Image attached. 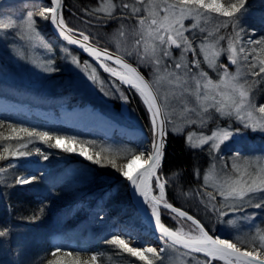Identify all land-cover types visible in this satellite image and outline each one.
Masks as SVG:
<instances>
[{
	"label": "snow or ice",
	"instance_id": "snow-or-ice-1",
	"mask_svg": "<svg viewBox=\"0 0 264 264\" xmlns=\"http://www.w3.org/2000/svg\"><path fill=\"white\" fill-rule=\"evenodd\" d=\"M246 0H231L222 3L221 0H105L99 8L85 15L93 17L95 25L90 21H84L85 29L79 30L68 27L63 16V0H47L46 4L38 6V11H28L27 15L20 20L12 18L11 14L0 11V44L5 48H13L19 39L18 33L23 30L29 34L42 36L37 24V17L50 24L58 36L68 46H78L94 60L100 62V66L112 77L117 78L121 84L129 85L140 96L149 115L151 137L143 135L137 142L136 147L125 156L130 155L128 163L118 165L115 159H109L107 165L100 152H92L94 142L80 141L76 137L53 135L47 131L36 129L16 128L7 125L17 139L14 150L5 148L7 156L0 154V160L12 157L19 161V166L25 167L29 174L15 177L16 185H30L39 181L42 176L38 175L39 169L31 168L33 163L25 158L36 155L41 161H48L50 154L35 147L34 152L28 151V144L19 143L27 139L31 143L39 139L49 148L59 149L67 154H75L88 162L101 167L111 166L120 173L128 183L131 199L136 207V212L146 218L151 225L152 231L158 234L161 243L159 249L155 247L138 248L132 247L122 236L132 237L131 231L111 235L105 240L107 245L115 246L132 257L139 258L144 264H164L166 251L171 248L184 249V255L196 260V264H264V230L257 228L256 233L247 241H240L251 246L252 250H241L230 239H222L213 236L206 230V226L194 216L181 208L175 207L167 199L169 181L177 180L182 173L174 172L171 176L161 175L165 158L167 136L169 132L178 133V129L169 128L172 122L167 109L171 100H177L181 105L182 118L187 124L197 123L191 119L196 116L201 126L206 125L214 111L221 118L235 121L242 128H232L229 123L226 127H217L211 134L200 140L198 144L191 143V134L186 137V146L192 149H202L204 145L211 144L209 154L213 157L210 170H206L203 177L205 187H208L210 179L213 180V191L204 192L207 197L205 210L216 216L218 225H237L253 227L256 214H245L249 207L264 209V165L259 167L251 163V158L242 157V149L237 147L229 157L232 160L231 172L217 175L215 161L224 157L220 155L223 146L233 141L242 134V129L252 132H264V103H258L255 92L257 86H264V37L259 40H242L243 29L237 30L243 15L246 12ZM29 7V5H25ZM217 14L226 18L222 23H217L200 43H196L194 30L199 27L201 21L211 22ZM193 23L186 27V21ZM109 22H118L117 36L123 38V44L117 45V53L114 55L107 49H100L91 43L92 34H86L89 27L106 26ZM232 27L234 35L228 37L227 48L220 47V41L224 36L217 35L221 29ZM200 28V32H205ZM193 32L192 38L187 33ZM253 34L255 30H252ZM215 37V38H214ZM131 40V43H129ZM47 46V45H46ZM259 46V47H257ZM180 50V56L174 57L173 50ZM63 52L68 53L69 47L65 46ZM199 50V51H198ZM191 53L192 59H188ZM227 54V64L219 63L223 54ZM257 53L256 55H251ZM203 56V60L200 56ZM251 55V59H249ZM15 56L20 60H26L22 51H16ZM135 57L136 66L128 63V58ZM107 62H112L115 67ZM71 63L80 68L77 56L71 57ZM85 69L88 62L85 61ZM218 74L219 79L213 80L208 71L202 66ZM141 66L151 69L152 80L146 79L139 71ZM235 66V71L229 68ZM85 69H82L84 71ZM44 72L57 71L53 61L48 60L42 65ZM95 69L91 74L85 71L87 79L93 84L97 83ZM249 77L251 80H249ZM101 91H103V81ZM166 85L168 92L161 97L159 89ZM116 91L120 93V99L127 104L128 97L120 91L119 85ZM105 95H109L105 92ZM4 124L0 121V127ZM19 133L24 136L20 137ZM5 139H9L5 137ZM54 141V143H53ZM87 143V146H86ZM214 154V155H213ZM143 157L146 167L134 169L133 164ZM243 159V163H239ZM256 159H259L257 157ZM17 165H9L16 167ZM227 167V165H224ZM128 169V170H126ZM5 168H0L4 173ZM46 174V173H45ZM119 188L105 193L111 197L118 193ZM220 199L222 207H217V199ZM45 207L40 208L38 215L33 221L42 217ZM227 209V210H225ZM173 220L184 218L191 222V230L188 233L177 234L165 226L162 217L165 214ZM234 217L230 219L229 217ZM12 227L7 224L0 225V247L10 243ZM247 235V234H246ZM239 240V238H237ZM258 245V246H257ZM61 252L60 247H55L52 253L56 256ZM151 255V259L149 258ZM195 254H203L204 259H196ZM71 256L72 253H67ZM47 264H63V261L48 260ZM69 264H97V255L93 254L90 259H73Z\"/></svg>",
	"mask_w": 264,
	"mask_h": 264
},
{
	"label": "rangeland",
	"instance_id": "rangeland-1",
	"mask_svg": "<svg viewBox=\"0 0 264 264\" xmlns=\"http://www.w3.org/2000/svg\"><path fill=\"white\" fill-rule=\"evenodd\" d=\"M104 2L105 0H93V2H91L92 4H88L89 10H84L82 13L85 15V12H91L94 9L99 8ZM113 2L119 3V0H113ZM227 2H231V0H227ZM46 3L47 0H0V11L5 13V18H8L7 14H11L12 18H19L22 20L27 15L28 11H38V6H42ZM26 4L29 5V7H25ZM245 8L246 12L240 21L237 30H244L242 40L245 42L249 38L252 40H259L264 37V0H246ZM77 14L79 13H76V16H79ZM212 16L214 19L211 22L206 24L201 21L199 27L194 30L195 41L197 44L200 43L205 36H207L208 31H211L217 23H222L226 19L217 16V14H212ZM36 19L38 26H40L43 21L39 17ZM185 23L186 27H189L193 21L187 20ZM200 28H205L206 31L200 32ZM83 29H85V26L79 30ZM117 29L118 22H109L106 26L100 27L98 34L102 38L101 41L104 46L99 42L95 43L100 44L101 47L109 48L117 53V45L123 44V38L118 37L116 34ZM79 30L77 31L79 32ZM252 30H255L254 34ZM41 32L42 36H37L21 30L18 33L19 39L17 40L15 46L11 49L5 48L2 44H0V99L8 100V103L6 104H9H0V116H2L1 113L3 112L7 114H10L11 112L13 113L12 115L19 118L24 119L28 117H35L45 122L53 123V120L61 119V114L59 112L61 107L70 108L71 105L84 106L88 104L118 123H122L126 127H137L145 132L139 124L133 108L129 106L128 103L125 104L120 99V93L116 91L117 85L113 83L114 80L111 81L109 80L110 78L108 79V77H103L91 62L82 59L78 53L73 51L66 44L58 41L42 30ZM187 35L192 38L193 32H189ZM217 35L225 37V39L220 41V47L227 48L228 37L230 35H234V33L232 27L229 26L227 29H221ZM129 43H131V40H129ZM65 46L69 47L71 55L63 52L62 49ZM16 51H22L26 60L18 59L15 56ZM256 54L257 53H252L251 55ZM251 55L249 59H251ZM72 56L78 57L81 65L80 68H77L71 63ZM173 56L179 57L180 50L174 49ZM56 59H58V65L55 64ZM128 59L135 65L137 64L135 57ZM188 59H192L191 53L188 54ZM200 59L203 60L202 55L200 56ZM48 60L53 61L54 67L57 71L49 73L42 70V65H44ZM85 61L88 62V67L86 69L84 64ZM219 63H228L226 53L220 57ZM202 66L206 71H208L209 76L214 81L219 79L216 72L209 70L206 65L202 64ZM93 68L96 70V84L89 81L85 74V71L91 74ZM140 68L145 71V75L149 80L153 79L150 68L146 66H141ZM82 69L85 70L82 71ZM235 70V66L229 68V71L231 72H234ZM249 80H251L250 77ZM99 81H103V91H101V84ZM64 88H68L70 92L75 94L70 97L72 99L69 100L68 97H66L63 91ZM120 91H122L121 88ZM159 91L161 97L163 98L165 93L168 92V88L164 85L161 86ZM105 92H108L109 95H105ZM255 95L257 96L258 103H264V86H257ZM167 111L170 114L172 121L169 124V128L171 129L175 127L179 130L178 133L170 131L169 134H182L185 140L186 137L191 134V143L193 144H198L202 138L211 136L212 132L218 126L226 127L229 123H231L233 129L242 128V126L234 120L229 121L228 119L221 118L214 111L211 113V119H209L206 125L201 126L198 118L194 115L191 116V119L197 120V123L187 124L185 119L182 118L181 105L177 100L170 101ZM87 113L88 112L83 114L86 119L89 121L96 120V118H92L93 116ZM55 124L64 128L68 137H76L80 141L84 142H94V147L91 150L94 153L100 152L102 157L107 158L103 161L105 165H107V161L109 159H115L117 164L120 165L122 162L120 161L121 158L125 159L123 164L126 165L128 163V159L131 158L130 155H127V158H125L126 154L132 149H136L137 152L139 151L136 147L138 142V140H135L136 138L131 139L117 130L113 132L111 131L109 134L104 133L105 135H101L99 134V130L96 128L82 129L79 127L66 126L60 123ZM146 134L151 137V132H147ZM128 140L132 141V143ZM237 147L242 149V157L251 158V163L254 166L259 167L264 165V132H252L251 130L242 129V134L240 136L234 138L233 141L222 147L220 155L224 157V160L221 161L220 159H217L215 161L216 169L218 170L217 175H223L231 172L232 160H230L229 157L232 156V153ZM203 148L206 149L208 154L206 168L200 173V177L204 182L203 177L206 170H210V165L213 163V157L209 154L211 148L210 143L204 145ZM257 157H259V159H256ZM61 159H63V161H61ZM144 159H146V157H143L141 160ZM53 162L56 163V166L53 169L43 170L40 172V175L43 178L51 181L52 183L56 184L69 182V187H78L81 184L83 185L90 182V180L93 181L87 189H76L73 187L72 189L74 192L78 194L77 196H74V199L80 202H76L73 207L64 204L61 209V213L58 212V208L62 206V204L58 205V207H56L57 212L55 211L56 219H54L56 221V225H60L59 227H66V232H72V228L74 231L87 234L83 238L80 245L83 247L88 246L95 250L93 254L97 255V264H144V262L140 261L139 258L132 257L130 254L123 252L121 249L105 243V240L110 239L111 235L120 234L121 232H132V237L127 235L122 236V238H124L132 247H155L157 249L161 247V243L157 238L158 234L152 231L148 224L136 212L134 207L132 208L129 206L124 194L125 190L128 192V188L123 186V182L124 180L126 182V179L115 169L111 168L110 165L102 167L104 171L97 172L96 170L99 165L88 162L84 158L75 154H67L66 157L58 158ZM243 162V159L239 161V163ZM225 164L227 167L224 166ZM22 174L27 175L29 173L24 171L20 175ZM195 175L197 177V174ZM212 185L213 180L210 179L207 187L210 192L214 190ZM50 187H52L50 184H45L44 187H35V189L41 193H43V190L45 191L46 189H49L47 191L51 192ZM116 188L123 189L124 191L114 193L111 197L105 196L106 192ZM110 199H115V201L112 202ZM216 204L218 208L222 207L219 197ZM252 213H255L256 217L253 222L254 226L251 228L246 225L240 226L239 222L237 225L231 226L218 225L216 216L210 211H208L207 222L212 231L215 232L216 236H220L222 239L232 240L243 250H252L250 245L241 243L240 241H247L250 239V236L256 233L257 228L264 230V209L249 207L245 214L251 215ZM81 218L82 220H80ZM229 218L234 219V217L231 216ZM86 220L87 224L83 225L82 222ZM174 227H172L173 230L178 234L188 233L191 230V224L185 225L182 222L175 223ZM25 231L26 229L24 228H18L17 230L15 229L13 233L16 241H14L12 259L16 261V264H18L17 261L22 260L24 254L31 247L29 245L30 242L22 239ZM133 231H138L141 234H136ZM30 233L34 234L32 231H30ZM145 236H148L150 241L147 240L146 242H143V238ZM38 238H40V236H35L34 241ZM67 238L71 239V237ZM237 238H239V240ZM40 241L42 240L40 239ZM70 241L74 242L72 240ZM109 247H113V252L116 253L117 256L109 253ZM61 250L62 252L60 253L62 254L60 256L52 258L49 257V259H59L63 261V264H69L71 260L77 259L78 257L81 260L83 259L81 254H78L79 251H74L76 252L75 256H68L63 254L64 248ZM195 255L198 260L202 261L204 259L203 255ZM149 258H152L150 254ZM154 264H156L155 261ZM164 264H196V260L185 256L184 249H174L170 247L165 253ZM217 264H223V262L219 261Z\"/></svg>",
	"mask_w": 264,
	"mask_h": 264
},
{
	"label": "trees",
	"instance_id": "trees-1",
	"mask_svg": "<svg viewBox=\"0 0 264 264\" xmlns=\"http://www.w3.org/2000/svg\"><path fill=\"white\" fill-rule=\"evenodd\" d=\"M91 2H93V0H64L66 9H63V16L70 28L79 30L85 26L84 21L86 20L90 22L93 21L91 22V25H95L93 24V18L87 17L82 13L84 10H89L88 4H92ZM221 2L224 3L226 0H221ZM76 13H79L77 14L79 16H76ZM100 27L102 26L89 27L86 33L92 34L91 40L93 42H99L103 45L101 41L102 38L98 34ZM39 28L51 36L46 22L43 21ZM55 64L58 65V59L55 60ZM141 70L145 74V71L143 69ZM102 76L104 77V75ZM109 80L113 81L112 79ZM113 83H115V85H119L115 81H113ZM119 87L128 97V105L133 108V111L136 113L139 124L142 126L143 130L150 133L151 127L149 124V115L145 106L142 104V100L139 95L133 88H125L121 85H119ZM63 91L69 100L72 99L70 98L71 96L75 95L73 92H70L68 88H64ZM1 115L0 121L3 122L4 126L0 127V154L5 156H7V153L4 151V149L9 148V150H14L18 142L17 139L12 138L15 134H13L11 129L7 127L9 124L15 126L18 129L23 127L30 130L36 129L37 131L41 132L47 131L53 135L68 136L64 128L46 123L45 121L35 117L23 119L14 116L11 113H1ZM19 136L23 137L24 134L19 133ZM5 137H8L9 139H5ZM19 143L28 144V151L34 152L35 147H40L42 151L50 154L48 161H41V158L36 155L25 158L26 160L33 162L30 165L31 168L40 170L37 172L38 175H40V172L44 169H53L56 166V163L53 161L56 159L67 156L66 153L59 149L49 148L47 144L42 143L38 138L33 140L31 143H29L27 139H22L19 141ZM207 155L208 154L205 148L192 149L187 147L186 140L182 134H168L161 175L171 176L174 172L182 173V175H180L177 180L169 181L167 188V199L169 202L173 203L175 207L181 208L190 215L194 216L196 219H199L206 226V230L212 234L213 231L207 222L208 211L205 210L204 202L207 200L206 196H203L204 192L210 191H208V188L204 186L205 183L200 177V173L206 168L208 160ZM124 160L125 159L122 158L120 159V161H122L120 165L124 163ZM61 161H63V159H61ZM19 163V161L12 157H8L5 160H0V168L6 169L4 173H0V204H5L7 206V210H2V208L5 207L0 208V225L7 224L11 226L12 233H14L15 229L17 230L18 228L26 229L22 239L30 242L29 245L31 247L24 254L22 260L17 261L18 264H47L48 260H50L52 257L60 256L62 253H57L56 256H53L50 250H46V247L42 246L43 243H41L40 239H42L44 234L34 241L35 234H39L43 231L39 222L43 219H48L51 221V214H54L56 207L62 204L58 210L62 209L63 205L69 202L68 200H75L74 196H77L78 194L74 192L72 187H69V185L66 184L60 186L53 185L50 187L51 192L41 193L35 189V187H44L45 183H42L41 180L30 185H16L15 177L19 176L25 171V167L19 166ZM10 164L17 166L9 167ZM96 171L101 172L104 170L101 166H98ZM195 174H197V177ZM92 182L93 181L90 180V182H87L83 185L81 184L78 187L74 186V188L87 189V187L92 184ZM123 186L127 188L125 180L123 182ZM120 191L124 190L120 189ZM124 194L129 206L133 208L129 194L126 190ZM110 201L113 202L115 199H110ZM43 205H47V207H45L42 217L33 221V217L39 214L40 208ZM162 222L170 228L174 227L175 223L180 222L185 225L191 224L190 221L181 218H176L173 220L167 213L162 217ZM30 231L34 232V234H31ZM11 237L15 239V235L12 234ZM13 249L14 248L11 242L0 247V264H16V261L11 257L13 254ZM113 251V247H109V253L117 256V254ZM69 252L72 253V256H75L76 254L74 250ZM69 252L64 251L63 254L67 255ZM79 253L81 254V257H83L82 260L90 259L91 257L86 253L82 254V252H78V254ZM49 257L51 258L49 259Z\"/></svg>",
	"mask_w": 264,
	"mask_h": 264
},
{
	"label": "bare ground",
	"instance_id": "bare-ground-1",
	"mask_svg": "<svg viewBox=\"0 0 264 264\" xmlns=\"http://www.w3.org/2000/svg\"><path fill=\"white\" fill-rule=\"evenodd\" d=\"M92 43H94L95 45H99V47H101L100 44H97L93 41H91ZM79 56L82 59H87L84 56H81L79 54ZM0 104H4V102L0 99ZM93 109V110H91ZM61 116V119H56L53 120V122L55 123H60L66 126H70V127H79L82 129L85 128H96L99 130V134H109L111 131H115L117 130L118 132H121L122 134L126 135L129 138H133L135 140H140L142 138L143 135H147L145 132H143L140 128L137 127H126L125 125H123L122 123H118L117 121L113 120L112 118L108 117L107 115H105L104 113H102L101 111H99L96 108H93L91 106H89L88 104L84 105V106H70V108L68 107H61L59 110ZM88 112L87 114L93 116L92 118H96V120L94 121H89L88 119L85 118V115H83L84 113ZM105 133V134H104ZM148 136V135H147ZM129 141V140H128ZM132 143V141H129ZM141 164H143V160L140 161H136L133 164V168L137 169L139 166H141ZM128 170V169H127ZM42 183L45 184H50L51 186H60V185H70L69 182H62V183H52L51 181L45 179V178H41L40 179ZM126 186H127V181H126ZM74 186H72L73 188ZM128 188V186H127ZM49 189H46L45 191L43 190V193H49L50 191H47ZM128 194H129V190H128ZM69 199V198H68ZM69 202L66 203V205L68 206H74L76 204V202H80V201H76V200H68ZM65 205V206H66ZM5 207V208H2ZM80 207V205H79ZM0 208H2V210H7V206L5 204H0ZM71 209V208H70ZM73 209V208H72ZM184 219V218H181ZM54 220V215L51 214V221L48 219H43L42 221H40V225L42 227V232H40L39 234H35V236H41L42 237V241L41 243L42 246L46 247V250H50L51 253H53L54 248L55 247H60L61 249L64 248L63 251H73V250H77L78 247L80 246L83 238L87 235V234H83L82 232H77L72 230V232H66L67 229L65 226L63 227H59L60 225H56L53 224L52 221ZM82 220V218L80 219ZM83 225L87 224V220L82 222ZM212 230V229H211ZM136 234H141L138 231H133ZM211 235H213L214 237L216 236L215 232H213ZM66 236V237H64ZM67 237H71V239H68ZM70 240L74 241L71 242ZM147 240L150 241L148 236H145L143 238V242H146ZM14 241H16L14 238H10V242L12 243V246H14ZM62 251V250H61ZM95 252L94 249L91 248L90 251H86V254H89L90 256ZM202 255V254H199ZM12 257V255H11Z\"/></svg>",
	"mask_w": 264,
	"mask_h": 264
},
{
	"label": "water",
	"instance_id": "water-1",
	"mask_svg": "<svg viewBox=\"0 0 264 264\" xmlns=\"http://www.w3.org/2000/svg\"><path fill=\"white\" fill-rule=\"evenodd\" d=\"M48 26H49V29H50V31H51V33L54 35V37L56 38V39H58V40H60V41H62V42H64L65 44H66V42L65 41H63L62 40V38H60L59 36H58V33H57V31H55L54 30V28L50 25V24H48ZM76 35L78 36L79 35V32H76ZM92 43V42H91ZM94 46H96V47H98V48H100V49H104V48H102V47H99V46H97V45H95L94 43H92ZM69 47H71L72 49H74L75 51H77L81 56H84L85 58H87L89 61H91L98 69H99V71L102 73V74H104V75H106V76H109V77H111V78H113L114 80H116L117 82H119L120 84H121V82L117 79V78H115V77H112L109 73H107V72H105L104 71V69L100 66V62H98V61H96V60H94L91 56H89L87 53H84L83 51H82V49H80L78 46H69ZM108 51H110V52H112L114 55L116 54L115 52H113V51H111V50H108ZM107 62V61H106ZM108 63V62H107ZM110 64H112L113 66H115L112 62H109ZM128 63H130V64H132L133 66H136L135 64H133L132 62H130L129 60H128ZM139 71L141 72V74H143L144 76H145V78L146 79H148L147 77H146V75L139 69ZM122 86H124L125 88H131L129 85H126V84H121ZM135 90V89H134ZM142 167H146V165H144V164H142L141 166H139L137 169H139V168H142ZM127 186H128V183H127ZM129 190V189H128ZM129 197H130V200H131V202H132V199H131V194H130V191H129ZM132 204H133V202H132ZM134 205V204H133ZM136 208V207H135ZM189 214V213H188ZM190 215V214H189ZM146 222H147V224L149 225V227L151 228V225L149 224V222H148V220L146 219V218H143ZM152 229V228H151ZM174 231V230H173ZM178 234V233H177ZM238 247V246H237ZM239 248V247H238ZM182 249V248H181ZM242 251H243V249H241ZM203 255V254H202ZM262 259H264V257H262Z\"/></svg>",
	"mask_w": 264,
	"mask_h": 264
}]
</instances>
